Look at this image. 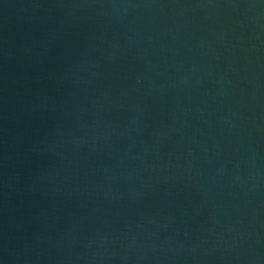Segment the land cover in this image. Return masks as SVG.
Masks as SVG:
<instances>
[{
	"label": "water",
	"instance_id": "water-1",
	"mask_svg": "<svg viewBox=\"0 0 264 264\" xmlns=\"http://www.w3.org/2000/svg\"><path fill=\"white\" fill-rule=\"evenodd\" d=\"M0 264H264V0H0Z\"/></svg>",
	"mask_w": 264,
	"mask_h": 264
}]
</instances>
